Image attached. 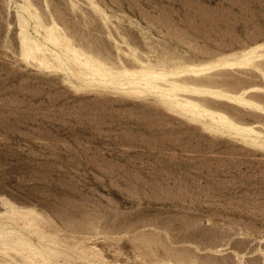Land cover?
I'll return each instance as SVG.
<instances>
[{"label": "rangeland", "instance_id": "obj_1", "mask_svg": "<svg viewBox=\"0 0 264 264\" xmlns=\"http://www.w3.org/2000/svg\"><path fill=\"white\" fill-rule=\"evenodd\" d=\"M0 264H264V0H0Z\"/></svg>", "mask_w": 264, "mask_h": 264}]
</instances>
